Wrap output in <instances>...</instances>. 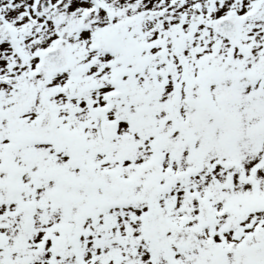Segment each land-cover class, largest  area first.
Instances as JSON below:
<instances>
[{
    "label": "snow or ice",
    "instance_id": "6c2138e0",
    "mask_svg": "<svg viewBox=\"0 0 264 264\" xmlns=\"http://www.w3.org/2000/svg\"><path fill=\"white\" fill-rule=\"evenodd\" d=\"M0 264H264V0H0Z\"/></svg>",
    "mask_w": 264,
    "mask_h": 264
}]
</instances>
